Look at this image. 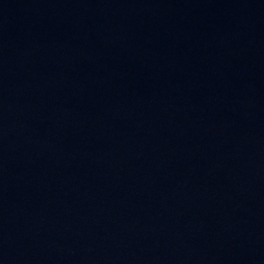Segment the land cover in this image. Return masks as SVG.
<instances>
[{"label": "water", "instance_id": "water-1", "mask_svg": "<svg viewBox=\"0 0 264 264\" xmlns=\"http://www.w3.org/2000/svg\"><path fill=\"white\" fill-rule=\"evenodd\" d=\"M0 264H264V0H0Z\"/></svg>", "mask_w": 264, "mask_h": 264}]
</instances>
